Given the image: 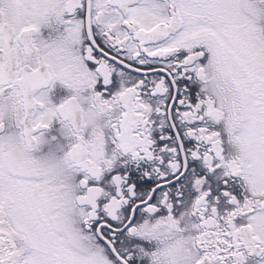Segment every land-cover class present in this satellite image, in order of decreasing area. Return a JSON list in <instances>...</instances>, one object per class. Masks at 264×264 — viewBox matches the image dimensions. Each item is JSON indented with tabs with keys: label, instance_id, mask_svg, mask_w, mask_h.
<instances>
[{
	"label": "snow or ice",
	"instance_id": "6c2138e0",
	"mask_svg": "<svg viewBox=\"0 0 264 264\" xmlns=\"http://www.w3.org/2000/svg\"><path fill=\"white\" fill-rule=\"evenodd\" d=\"M0 264H264V0H0Z\"/></svg>",
	"mask_w": 264,
	"mask_h": 264
}]
</instances>
